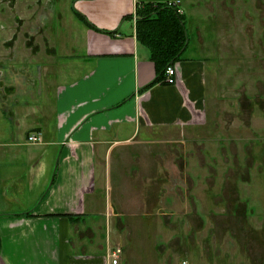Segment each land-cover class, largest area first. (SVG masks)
Segmentation results:
<instances>
[{
	"label": "crops",
	"instance_id": "0c3cea01",
	"mask_svg": "<svg viewBox=\"0 0 264 264\" xmlns=\"http://www.w3.org/2000/svg\"><path fill=\"white\" fill-rule=\"evenodd\" d=\"M139 1H1L0 264H110L112 248L123 250L119 264H138L139 227L186 219L210 223L213 234L225 231L228 240L252 245L246 240L252 209L248 199H240L233 181L240 175L230 166L205 174L213 180L206 181L211 202L209 214H200L204 208L198 203L167 204L171 178L165 157L153 149L139 154L140 144H155L149 137L156 130L193 131L212 120L208 62L196 56L195 40L189 38L184 59L172 65L174 85L145 89L157 72L137 40ZM215 3L201 8L212 13ZM184 14L191 27L192 15ZM86 21L116 33L106 35ZM31 135L43 141L30 143ZM179 158L180 196L186 191L188 156ZM207 158L199 156L201 167ZM124 228L129 237L122 235ZM193 257L181 255L179 263L188 258L194 264ZM242 258L235 264H256L249 254Z\"/></svg>",
	"mask_w": 264,
	"mask_h": 264
},
{
	"label": "rangeland",
	"instance_id": "374dc122",
	"mask_svg": "<svg viewBox=\"0 0 264 264\" xmlns=\"http://www.w3.org/2000/svg\"><path fill=\"white\" fill-rule=\"evenodd\" d=\"M210 1L187 0L181 5L186 6L188 19L189 15L193 17L191 27L197 28L196 34L186 22L190 41L195 40L193 43L198 46L196 56L208 62V109L212 120L193 131L156 130L149 137L155 144H140L138 149L140 155H148L153 149L155 155L166 158L163 167L171 178L167 204L198 203L204 208L200 214H209L206 207L211 202L206 181L213 180L205 179V174L215 168L224 171L225 166L239 174V179L233 181L240 187V199H248L252 209L251 238L246 240L252 242L255 255L252 257L243 239L228 240L225 231L213 234L210 223L186 219L170 226L139 227L135 236L139 239L138 249L134 252L138 264H178L186 253L194 256V264H227L228 259V264H235L244 255L246 259V254L256 264L264 263V177L258 178L259 172L264 173V0H215L213 12L209 13L201 7ZM0 75L3 78L2 72ZM202 155L208 157L204 167L199 162ZM186 156V191L179 196L175 186L183 182L178 178V160ZM216 186L218 193L220 186ZM130 233L129 228L122 231L128 237ZM107 234L111 236L109 227ZM167 252L169 257L164 254ZM187 261L190 262L188 258Z\"/></svg>",
	"mask_w": 264,
	"mask_h": 264
},
{
	"label": "trees",
	"instance_id": "16d2710c",
	"mask_svg": "<svg viewBox=\"0 0 264 264\" xmlns=\"http://www.w3.org/2000/svg\"><path fill=\"white\" fill-rule=\"evenodd\" d=\"M86 23L98 30L89 22ZM100 32L109 36L116 33ZM136 36L138 43L148 49L150 60L157 72L155 80L145 89L157 83H164L168 66L184 59L188 48L189 35L185 14H180L177 7L168 6L167 3L153 4L140 0L136 10Z\"/></svg>",
	"mask_w": 264,
	"mask_h": 264
},
{
	"label": "built area",
	"instance_id": "2783aa9c",
	"mask_svg": "<svg viewBox=\"0 0 264 264\" xmlns=\"http://www.w3.org/2000/svg\"><path fill=\"white\" fill-rule=\"evenodd\" d=\"M168 6L171 7H177L180 14H184V10L181 8V2L180 1H174V2H168ZM177 81V71L175 66H168L165 72V79L164 84L167 85H174ZM28 141L33 144H38L43 141V138L41 135H31L28 137ZM123 250L121 248H112L108 252V258L110 260V264H119L121 255ZM182 264H189L188 261L184 260Z\"/></svg>",
	"mask_w": 264,
	"mask_h": 264
}]
</instances>
